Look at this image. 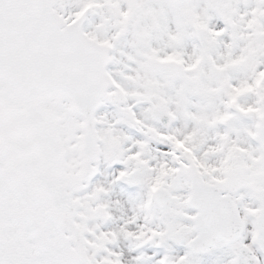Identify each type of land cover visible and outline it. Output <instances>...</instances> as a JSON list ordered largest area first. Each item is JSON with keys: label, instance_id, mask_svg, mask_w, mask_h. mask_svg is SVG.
I'll list each match as a JSON object with an SVG mask.
<instances>
[{"label": "snow or ice", "instance_id": "1", "mask_svg": "<svg viewBox=\"0 0 264 264\" xmlns=\"http://www.w3.org/2000/svg\"><path fill=\"white\" fill-rule=\"evenodd\" d=\"M0 264H264V0H0Z\"/></svg>", "mask_w": 264, "mask_h": 264}]
</instances>
